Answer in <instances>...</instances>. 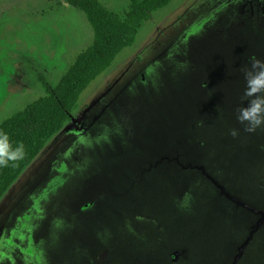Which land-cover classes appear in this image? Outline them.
Returning a JSON list of instances; mask_svg holds the SVG:
<instances>
[{
  "label": "rangeland",
  "instance_id": "374dc122",
  "mask_svg": "<svg viewBox=\"0 0 264 264\" xmlns=\"http://www.w3.org/2000/svg\"><path fill=\"white\" fill-rule=\"evenodd\" d=\"M93 40L67 0H0V123ZM253 56L264 0L154 11L0 199V264H264V130L236 119Z\"/></svg>",
  "mask_w": 264,
  "mask_h": 264
},
{
  "label": "trees",
  "instance_id": "16d2710c",
  "mask_svg": "<svg viewBox=\"0 0 264 264\" xmlns=\"http://www.w3.org/2000/svg\"><path fill=\"white\" fill-rule=\"evenodd\" d=\"M173 0H130L123 17L100 0H67L82 10L94 30V40L78 54L56 85L45 83L47 94L15 112L0 123L13 141H23L27 157L17 167L0 168V199L41 154L47 143L73 119L81 94L113 64L117 56L132 46L140 28L151 14Z\"/></svg>",
  "mask_w": 264,
  "mask_h": 264
},
{
  "label": "clouds",
  "instance_id": "9594fccd",
  "mask_svg": "<svg viewBox=\"0 0 264 264\" xmlns=\"http://www.w3.org/2000/svg\"><path fill=\"white\" fill-rule=\"evenodd\" d=\"M241 71L244 73L245 88L241 97L242 106L236 109V119L246 132L254 133L258 129L264 130V60L253 56L250 66L243 67ZM243 101H247V106H243ZM231 134L237 135L238 130L232 129ZM27 154L23 141L16 142L14 146L10 134L0 129V168L17 167Z\"/></svg>",
  "mask_w": 264,
  "mask_h": 264
}]
</instances>
